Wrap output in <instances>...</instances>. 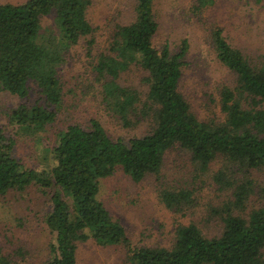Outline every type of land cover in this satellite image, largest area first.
I'll return each instance as SVG.
<instances>
[{
  "label": "trees",
  "instance_id": "trees-1",
  "mask_svg": "<svg viewBox=\"0 0 264 264\" xmlns=\"http://www.w3.org/2000/svg\"><path fill=\"white\" fill-rule=\"evenodd\" d=\"M211 4L195 0L192 8ZM89 5L90 0L0 1V91L21 100L6 112L10 132L0 127V195L35 185L48 196L43 222L53 237L43 264H75L77 244L86 240L121 246L130 264H264V202L246 216L235 213L253 186L247 177L237 183L229 168L264 174V54L244 53L218 25L209 32L213 53L233 76L232 84L218 91L221 120L198 119L178 88L188 40L182 38L175 49L167 43L155 47L154 0H135L133 18L109 28L91 70L104 110L121 127L147 122V130L126 140L112 138L90 118L85 125L55 129L47 139L46 165L28 167L13 156L17 138L41 142L38 135L54 122L64 94L58 67L67 52L80 42L91 51L95 28L86 17ZM44 21L49 23L43 26ZM131 67L142 72L143 99L135 87L119 81ZM176 146L201 173L221 159L212 180L220 189H232L216 210L221 230L205 235L193 222L175 220L167 246L132 243L98 199L99 181L115 169L133 182L151 175L158 182L157 200L183 215L193 205L192 191L162 183L160 173L165 152Z\"/></svg>",
  "mask_w": 264,
  "mask_h": 264
},
{
  "label": "rangeland",
  "instance_id": "rangeland-1",
  "mask_svg": "<svg viewBox=\"0 0 264 264\" xmlns=\"http://www.w3.org/2000/svg\"><path fill=\"white\" fill-rule=\"evenodd\" d=\"M17 2L21 0H0ZM195 0H154L155 18L158 23L153 45L167 43L175 49L182 38L188 40L178 88L189 104L191 112L200 120H221L218 91L222 85H231L233 76L215 58L210 42V28L218 25L226 40L244 53L253 56L264 54V0H212V4L194 10ZM135 0H90L87 20L95 28V43L89 53L85 43L73 46L59 65L58 73L63 85V97L54 122L39 139L20 137L15 140L13 156L25 166L46 165L45 149L53 132L68 123L86 124L97 119L112 138L126 140L147 130V122L136 126L121 127L102 106L98 84L92 80V64L104 50L109 28L114 23H126L133 18ZM49 21L42 22L43 26ZM142 72L131 67L120 77L122 84L135 87L143 99L145 83L140 81ZM32 90L29 97L32 98ZM29 99V98H28ZM21 102L15 95L0 91V127L9 133L6 112ZM48 139V140H47ZM46 162V163H45ZM220 158L214 159L203 173L190 161L189 154L179 148H169L161 168V182L185 187L192 191L193 205L183 214L172 213L156 198L158 182L151 175L133 182L120 169L99 181L98 199L112 217L123 225L126 235L137 245H163L170 243L175 220L193 222L205 235L218 234L221 220L216 210L231 198L232 189H220L212 180L220 167ZM234 180L246 177L252 182V191L240 210L241 216L264 202V174L253 169L246 173L230 165ZM49 210L48 196L37 186L23 190H9L0 195V257L5 264H43L47 247L53 234L43 219ZM264 257V249H263ZM75 264H130L121 246H100L92 240L77 244Z\"/></svg>",
  "mask_w": 264,
  "mask_h": 264
}]
</instances>
